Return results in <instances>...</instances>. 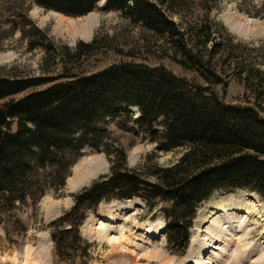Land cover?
<instances>
[{
  "label": "trees",
  "instance_id": "obj_1",
  "mask_svg": "<svg viewBox=\"0 0 264 264\" xmlns=\"http://www.w3.org/2000/svg\"><path fill=\"white\" fill-rule=\"evenodd\" d=\"M219 1L107 0L104 7L120 12L141 30L140 41L159 44L165 56L208 85L164 64L135 60L95 72L67 69L59 77H29L18 71L9 75L0 68V226L13 221L25 232L20 206L34 209L50 190L65 188L87 148L106 155L111 173L73 195L72 210L60 216L73 234L67 252L52 234L63 259L88 256L90 244L83 245L80 226L86 212L104 200L139 197L150 211L163 203L172 221L195 217L199 206L216 193L243 191L264 200V117L256 106L227 103L215 91L220 84L226 87L233 74L257 92L264 71L252 61L248 65L242 42L214 17ZM100 2L29 0L70 18L90 14ZM25 18L34 33L22 29L21 34L28 38L29 50H43V64H64L67 57L79 62L100 44L97 32L74 49L60 47L49 29ZM19 94L23 96L13 97ZM116 129L143 136L156 151L181 156L167 167L140 173L128 167L127 148ZM11 231L4 228L6 241L13 244ZM184 231L169 236V244L182 249L179 254L189 244Z\"/></svg>",
  "mask_w": 264,
  "mask_h": 264
},
{
  "label": "rangeland",
  "instance_id": "obj_2",
  "mask_svg": "<svg viewBox=\"0 0 264 264\" xmlns=\"http://www.w3.org/2000/svg\"><path fill=\"white\" fill-rule=\"evenodd\" d=\"M101 4L92 12L101 20L100 25L91 31L89 40L99 32L100 44L94 54L85 56L79 62L67 57L64 64L54 66L43 64L42 49L29 50L28 38L22 36L21 30L27 29L28 35L34 33V30L25 16L37 26L49 29L60 47L70 49H74L82 40L81 29L88 16L68 18L31 5L29 0H0V68H5L9 75L18 71L21 75L29 77H59L67 69L82 73L95 72L115 62L135 60L151 65L164 64L180 76L208 85L196 72L184 69L165 56V53L157 48L159 44L151 43L148 46L140 41L141 30L129 25L120 12L106 11ZM213 15L234 34L237 42H242L240 48L246 53L248 65H252V61L264 71V0H220ZM87 37L84 36V40H88ZM226 68L232 73V68ZM228 79L226 87L220 84L215 88L224 101L256 106L264 117V84L258 85L259 90L253 92L235 75H230ZM23 94L13 97L20 98ZM132 113L135 116L139 114L137 109H133ZM116 131L120 143L127 148L128 167L140 173H148L157 166L167 167L181 156L178 152L156 151L155 144L143 136L135 137L125 131ZM77 170L87 172L84 175L80 173L81 177L95 176L82 187H73L71 181L76 179ZM110 173V163L104 153L95 152L91 148L85 149L81 158L73 165L65 188L50 190L36 203L34 209L32 205L20 206L19 216L26 226L25 232L13 221L0 226V264H199L198 262H204V259L208 260L209 264H264V217L263 223L254 230L249 222H243L248 231L252 232L247 237L234 236L235 230L232 227L224 230L219 228L213 233L199 232L208 228L205 223L208 221L206 216L198 214L206 210L211 197L199 206L195 217H185L179 221L170 219L163 203H158L156 209L150 211L148 204L139 197L104 200L86 212L80 226V235L86 239L83 245L90 244L88 256L72 260L59 257L52 234L57 235L64 252H67L73 243V234L67 230L69 225L63 224L60 216L72 210L75 204L73 195L89 188L101 176H109ZM77 182L74 185H77ZM224 195L231 196L232 199L243 195L250 208L264 214V200L257 195L242 191L216 193L212 197ZM56 201L58 206L47 210L50 204ZM199 220H203L200 226L196 223ZM157 226H163L164 231L156 236L146 234L147 229L154 230ZM4 228L12 230L15 243L6 241ZM185 229L189 244L186 251L179 254L182 249L169 244V236L176 231L185 232ZM225 231L227 236L222 234ZM216 236L220 237V241L215 240ZM197 238H202L204 242L200 243L202 246H194L195 251L191 256V241ZM207 239L209 242L213 240V246H208ZM241 244L244 249H241ZM256 249H259L256 254L248 253Z\"/></svg>",
  "mask_w": 264,
  "mask_h": 264
},
{
  "label": "bare ground",
  "instance_id": "obj_3",
  "mask_svg": "<svg viewBox=\"0 0 264 264\" xmlns=\"http://www.w3.org/2000/svg\"><path fill=\"white\" fill-rule=\"evenodd\" d=\"M105 2H106L105 0H102L100 2V4L102 3L101 5L105 6ZM80 173H81V171H78V170L76 171V174H75L76 179L74 178L71 181V184L73 187H82L83 185L88 183V181H91L92 178H94V176H95V175H89V176L85 175L86 177L82 178ZM77 178H79V179H77ZM76 182H77V185H74V183H76ZM243 195L238 196V197L233 198V199L231 196H228V195H224V196H220V197H218V196L211 197L207 206H206V210H204L200 214H198L199 216H206L208 221L206 220L207 222H205V223L208 225L207 226L208 228L205 229L204 231L200 230L199 232L201 234L203 232L213 233L214 230L219 229V228L224 230L225 228L232 227L235 230L234 236L240 235V236L247 237L252 232L248 231L246 225H244L243 222H249L250 225L253 226L252 230H254L255 228H259L261 223H263L262 221H263L264 214L260 211L257 212L254 208L253 209L250 208V206L245 202L246 199L244 198ZM253 196H256V195H253ZM105 216H106V214H104L103 217H105ZM202 222H203V220L196 221L198 226H200L202 224ZM163 231H164L163 226H157L154 230L147 229L146 234L150 235V236L151 235L156 236ZM196 231H198V230H196ZM222 234L227 236L226 231ZM212 237H214V236H212ZM216 237L217 238L216 239L214 238V239L217 241L218 240L220 241V237L219 236H216ZM233 239H234V237H233ZM211 241H213V240H211ZM211 241L209 242V240H208V242H206V243H208V246H213V244H212L213 242L211 243ZM203 242H204V240L202 238L192 239L191 247L189 249L191 256L195 251L194 246H198V245L200 246ZM206 246H207V244H206ZM215 249H218V248H215ZM241 249H244L242 244H241ZM245 250H248V249L245 248ZM258 250L259 249L248 251V253L254 255L258 252ZM246 253H247V251H246ZM198 263L199 264H209V261L204 259V262H198Z\"/></svg>",
  "mask_w": 264,
  "mask_h": 264
},
{
  "label": "crops",
  "instance_id": "obj_4",
  "mask_svg": "<svg viewBox=\"0 0 264 264\" xmlns=\"http://www.w3.org/2000/svg\"><path fill=\"white\" fill-rule=\"evenodd\" d=\"M59 14L64 16V17H67L64 14H61V13H59ZM86 16H88L87 22H86V24H84L82 26L81 34H82V40H84V36H88L89 39L84 40V41H89L91 39V31H94L100 25L101 20H100V17L98 15H95V13H92V12ZM68 18H70V17H68ZM52 34L54 35V28L52 29ZM81 173H82V175H84L87 172L82 171ZM82 178H84V177H82ZM58 204H59L58 201H56V203L53 202L52 204H50V206L47 208V210L49 208H50V210L55 209L58 206Z\"/></svg>",
  "mask_w": 264,
  "mask_h": 264
}]
</instances>
